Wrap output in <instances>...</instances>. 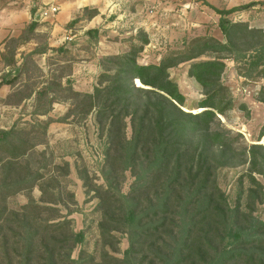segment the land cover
Masks as SVG:
<instances>
[{
	"label": "trees",
	"instance_id": "16d2710c",
	"mask_svg": "<svg viewBox=\"0 0 264 264\" xmlns=\"http://www.w3.org/2000/svg\"><path fill=\"white\" fill-rule=\"evenodd\" d=\"M250 4L214 8L220 14L218 27L224 41L210 36L194 39L184 51L167 55L159 63L137 62L136 50L111 56L116 62L114 71L101 73L93 93L84 94L91 107H98L96 115L101 124L107 123L108 132L107 188L96 187L100 191L99 232L113 251L118 248L113 232L127 233L129 246L123 257L103 253L99 261L93 256L84 261L71 259V247L83 241L84 235L71 231L69 220L42 218L43 211L54 207L44 206L32 196L16 209L8 206V198L30 191L39 175L30 177L31 171L25 167L20 172L17 160L25 151L9 147L4 141L11 131L0 130V264H264V220L252 214V196L262 201L263 186L251 176L254 171L264 175V126L259 134L261 144L237 147L238 135L221 128L216 118L232 105L221 83L224 54L233 55L234 61L251 57L249 65L263 66L258 73L264 77V31L227 17ZM37 25L33 19L26 30L33 32ZM94 32L87 31L92 36ZM11 40L21 41L20 37ZM4 44L2 61L13 64L15 45L6 53ZM204 54L212 57L200 59ZM182 62L189 63L186 72L204 95L192 111L184 110V95L168 72ZM18 75L17 71L9 78L6 74L0 86L15 81ZM259 96L264 101L263 91ZM127 120L130 137L125 131ZM246 162L255 189L249 190L245 215L227 204L215 173L220 167ZM126 170L134 181L130 192L121 193L119 199L110 186L119 184ZM39 189L43 193L41 186ZM54 198L47 202L55 203ZM174 228L178 233L172 235ZM240 240L247 242V251L227 248ZM163 253L166 258L158 262Z\"/></svg>",
	"mask_w": 264,
	"mask_h": 264
},
{
	"label": "rangeland",
	"instance_id": "374dc122",
	"mask_svg": "<svg viewBox=\"0 0 264 264\" xmlns=\"http://www.w3.org/2000/svg\"><path fill=\"white\" fill-rule=\"evenodd\" d=\"M45 1L0 0L1 51H4L5 42L8 46L6 53L15 45L13 64L5 65L0 59V79L6 74L11 77L14 71L19 72L15 81L0 86V130L11 131L8 141H4L9 147L17 146V151H25L17 160L20 172L25 167L31 171L30 177L39 175L35 181L37 185L30 191L23 190L10 196L7 203L16 209L28 203L32 196L38 203L54 207V210L43 211L42 218L53 222L69 220L70 230L84 235L83 241L71 247V259L84 261L93 256L99 261L103 253L121 258L129 246L127 233L123 230L113 232L118 247L113 251L104 244L99 232L100 191L96 187L107 188L104 180L107 123H100L96 115L98 107H91V100L84 94L93 93L94 87L99 85L101 73L114 71L116 62L111 56L136 50L137 62L159 63L167 55L184 51L194 39L210 36L224 41L218 27L220 14L214 8L228 9L252 3L227 17L264 31V0H79L75 8H60L61 20L57 17L59 12L46 20L38 19L36 29L28 32V24ZM63 1L73 0H57L59 5ZM93 6L103 8L111 21V26L102 32V43L114 45L122 42L117 47L123 49L117 54L99 56V72L87 82L86 88L90 91L79 92L73 87L75 78L71 75L75 68L93 59L98 40L62 38V44L49 47L47 39L56 23L60 36L63 34L61 23L65 29H77L80 20L85 22L98 13ZM19 37V43L11 40ZM23 38L27 39L23 41ZM108 50L112 51V48ZM210 57L204 54L200 59ZM250 58L234 61L233 55L224 54L221 83L226 87V97L231 99L232 105L223 115H216L221 128L238 135L235 145L247 148L253 143L261 144L258 140L263 137L259 138V134L264 126V101L259 100V92H264V77L258 73L263 66L254 68L249 65ZM188 64L179 63L168 72L184 95V109L192 111L199 106L204 95L200 85L188 76ZM126 125L125 131L130 137L128 120ZM249 173L248 162L220 167L215 173V181L227 204L238 207L245 215L249 212L246 207L249 190L255 189ZM2 174L0 165V179ZM251 176L263 186L262 201H256L257 195L252 196L255 197L252 198L255 202L252 214L264 220V175L254 171ZM133 181L130 170H126L119 184H111V193L121 199V193L130 192ZM52 198L56 199L55 203L47 202ZM176 233L178 229L174 228L172 235ZM240 241L238 245H227V248L238 247L247 251V242ZM164 253L158 262L166 258ZM234 264H241V261Z\"/></svg>",
	"mask_w": 264,
	"mask_h": 264
},
{
	"label": "crops",
	"instance_id": "0c3cea01",
	"mask_svg": "<svg viewBox=\"0 0 264 264\" xmlns=\"http://www.w3.org/2000/svg\"><path fill=\"white\" fill-rule=\"evenodd\" d=\"M77 2H79V0H73V1H63L60 4V8L62 7L64 8H68L69 6L72 8L77 5ZM60 3V2H59ZM95 7V9L98 11V13L96 15H93L92 17H90V19H86L85 22L84 20H80L78 22V24L80 25H76L77 29L75 30H71L70 29H65L63 27H65L63 24L61 23L62 29H63V34L62 36L59 35V31H57L56 28V24L58 25V23L54 24V27L50 30L49 36H48V46H57L58 44H62L63 39L62 38H73L71 40H79L80 38H84V39H92L95 38L97 39V47L96 48V52L94 53V57L92 60L88 61V63L86 64H81L79 66L78 69L75 68V72L72 73L71 77L75 78V83L73 84V87L75 90L81 92V91H90L89 88H86L87 86V82L88 81H92V79H94V76L96 73L99 72V63H98V57L99 56H105L108 55L109 53H119L122 52L123 48H118L117 44H120L122 42H115L114 45L111 44H104L101 41V36H102V32L103 30H107V28H109L111 26V21H109V19L107 18L108 13L104 14V10L103 8L99 7V6H93ZM61 11H59V13L57 14V17L62 18ZM107 18V19H106ZM75 26V27H76ZM12 28V26H10ZM10 27H8V31L10 30ZM88 30H96V32L93 33V36L90 35L89 33H87ZM111 31L113 32L114 29H111ZM67 32V33H66ZM1 33V31H0ZM61 34V33H60ZM104 38V37H102ZM2 40V39H1ZM108 48H112V51H109ZM116 48V50L114 51V49ZM108 50V51H107ZM0 51H1V47H0ZM0 59H1V52H0ZM84 68V70H83ZM78 73V75H77ZM85 85V86H84ZM84 86V87H83ZM3 87V86H2Z\"/></svg>",
	"mask_w": 264,
	"mask_h": 264
},
{
	"label": "built area",
	"instance_id": "2783aa9c",
	"mask_svg": "<svg viewBox=\"0 0 264 264\" xmlns=\"http://www.w3.org/2000/svg\"><path fill=\"white\" fill-rule=\"evenodd\" d=\"M60 10L57 0H46L44 5L38 9V14L34 16V20H46L55 16Z\"/></svg>",
	"mask_w": 264,
	"mask_h": 264
},
{
	"label": "water",
	"instance_id": "95a60500",
	"mask_svg": "<svg viewBox=\"0 0 264 264\" xmlns=\"http://www.w3.org/2000/svg\"><path fill=\"white\" fill-rule=\"evenodd\" d=\"M137 80L140 82V80H139V79H137ZM137 80H136V81H137ZM184 110H185V109H184ZM259 143H260V142H259ZM263 145H264V144H263Z\"/></svg>",
	"mask_w": 264,
	"mask_h": 264
},
{
	"label": "bare ground",
	"instance_id": "6f19581e",
	"mask_svg": "<svg viewBox=\"0 0 264 264\" xmlns=\"http://www.w3.org/2000/svg\"><path fill=\"white\" fill-rule=\"evenodd\" d=\"M140 83V82H139ZM263 139V138H262Z\"/></svg>",
	"mask_w": 264,
	"mask_h": 264
}]
</instances>
